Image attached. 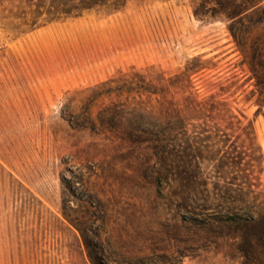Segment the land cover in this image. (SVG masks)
I'll list each match as a JSON object with an SVG mask.
<instances>
[{
  "label": "rangeland",
  "instance_id": "374dc122",
  "mask_svg": "<svg viewBox=\"0 0 264 264\" xmlns=\"http://www.w3.org/2000/svg\"><path fill=\"white\" fill-rule=\"evenodd\" d=\"M88 3L0 0V264H264V113L237 43L258 61L264 0L59 19ZM120 73L178 76L158 98L204 104L179 147L122 139L140 97L92 91Z\"/></svg>",
  "mask_w": 264,
  "mask_h": 264
},
{
  "label": "trees",
  "instance_id": "16d2710c",
  "mask_svg": "<svg viewBox=\"0 0 264 264\" xmlns=\"http://www.w3.org/2000/svg\"><path fill=\"white\" fill-rule=\"evenodd\" d=\"M87 7H82V5H75L70 9L71 11H64L61 13L59 19L69 18L71 16H78L84 10H92L99 6L106 5L110 0H87ZM237 43L241 48V52L244 56L245 62L248 64L254 78L256 79L255 91L252 95H258L256 100V105L258 107V113H264V51L262 49L263 42L259 44V51L257 52L258 61L253 63L251 59L247 56L245 51V43L237 39ZM161 78V77H160ZM179 77L176 76L168 80V84L164 87H159L156 82L159 81L158 77L153 79H148V77L141 73L133 74V76L125 75L120 73L119 80L122 85L116 89L112 88V85L116 83V79H110L108 82L101 84L92 89V91H98L107 88V95H112L114 93L124 96H131L137 94L140 97V102L130 109L128 112L127 129L122 132V139L124 141L130 142L134 145H151L153 148L161 149L164 147L177 148L180 143V133L185 129V111L202 113L204 111V104L197 103L196 105H188L186 109H182L175 101H166L162 97L169 92L170 88L173 86L172 82L178 80ZM158 80V81H157ZM148 98L156 97L158 104L162 108L159 112L156 111L154 107H147L143 100V96ZM250 100V99H248ZM162 112H164L162 114ZM165 119L166 122L162 120ZM251 224L264 225V217L260 216L254 219Z\"/></svg>",
  "mask_w": 264,
  "mask_h": 264
},
{
  "label": "crops",
  "instance_id": "0c3cea01",
  "mask_svg": "<svg viewBox=\"0 0 264 264\" xmlns=\"http://www.w3.org/2000/svg\"><path fill=\"white\" fill-rule=\"evenodd\" d=\"M262 141H263V147H264V137H262ZM262 175L264 177V164H263V172H262Z\"/></svg>",
  "mask_w": 264,
  "mask_h": 264
}]
</instances>
